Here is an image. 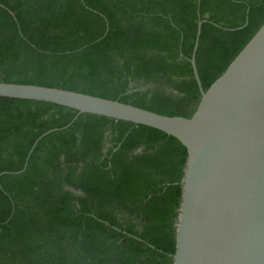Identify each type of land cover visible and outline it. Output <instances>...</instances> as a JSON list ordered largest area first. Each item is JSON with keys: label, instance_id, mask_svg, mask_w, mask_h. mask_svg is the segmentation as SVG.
<instances>
[{"label": "trees", "instance_id": "1", "mask_svg": "<svg viewBox=\"0 0 264 264\" xmlns=\"http://www.w3.org/2000/svg\"><path fill=\"white\" fill-rule=\"evenodd\" d=\"M0 82L190 118L264 0H0ZM247 24L245 25V23ZM0 97V264H173L186 148L143 125ZM26 163V165H25ZM21 171V172H20Z\"/></svg>", "mask_w": 264, "mask_h": 264}, {"label": "water", "instance_id": "2", "mask_svg": "<svg viewBox=\"0 0 264 264\" xmlns=\"http://www.w3.org/2000/svg\"><path fill=\"white\" fill-rule=\"evenodd\" d=\"M204 22H197L189 60L200 93L190 118L29 84L0 82V97L46 102L77 112L65 127L36 139L26 162L42 137L67 128L80 114L173 136L187 151L173 264H264V23L203 91L195 53Z\"/></svg>", "mask_w": 264, "mask_h": 264}]
</instances>
